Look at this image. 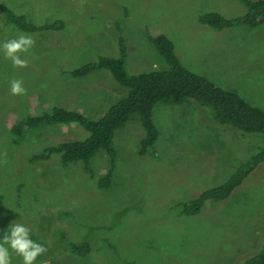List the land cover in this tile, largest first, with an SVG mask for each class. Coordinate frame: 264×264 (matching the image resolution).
Instances as JSON below:
<instances>
[{
	"label": "rangeland",
	"instance_id": "rangeland-1",
	"mask_svg": "<svg viewBox=\"0 0 264 264\" xmlns=\"http://www.w3.org/2000/svg\"><path fill=\"white\" fill-rule=\"evenodd\" d=\"M0 5L36 26L63 23L58 31L29 33L36 44L22 57L26 68H14L0 49V238L13 222L25 224L31 238L48 249L35 264H243L260 251L264 162L227 199L206 202L196 216L179 215L176 205L226 182L264 148V134L220 125L190 99L162 101L152 113L158 137L151 154L139 153L144 131L133 115L114 133L112 181L99 189L81 162L64 166L56 154L31 161L47 145L86 139L83 128H46L22 138L12 128L54 106L98 120L127 90L106 70L82 79L69 73L99 57L119 58L120 40L129 75L165 69L147 39L158 35L172 41L185 69L264 112V24L218 30L199 23L209 12L226 19L244 15L237 0H0ZM0 17V43L23 33ZM13 79L23 81L26 95L10 93ZM90 166L99 179L109 160L98 152ZM66 240L88 242L91 251L73 255ZM11 255L12 264H23Z\"/></svg>",
	"mask_w": 264,
	"mask_h": 264
},
{
	"label": "trees",
	"instance_id": "trees-1",
	"mask_svg": "<svg viewBox=\"0 0 264 264\" xmlns=\"http://www.w3.org/2000/svg\"><path fill=\"white\" fill-rule=\"evenodd\" d=\"M237 1L245 7L244 15L235 19H226L218 13L209 12L199 17V23L218 30L238 25L256 27L264 24V0ZM0 15L6 24L23 33L34 34L58 31L63 28V23L59 21L36 26L28 22L25 15L16 14L13 10L1 5ZM147 39L164 60L165 69H151L129 75L124 68L125 46L120 40L119 58L99 57L96 62L81 66L69 73L74 79H82L96 71L106 70L121 87L127 90L126 95L118 98L98 120H89L79 112L54 106L48 112L28 116L13 126L12 133L17 138L46 128L59 130L72 126H79L88 133L84 140H60L47 145L41 153L32 157L31 161L48 160L56 154L60 155L64 166L81 162L85 171L89 173L90 179L96 180L97 187L106 189L111 184L117 156L113 148L115 131L121 129L133 115H137L144 131L139 153L140 155L151 154L149 151L158 137L157 129L152 121V113L155 106L162 101L180 102L190 99L208 109L213 120L220 125L233 127L244 133L264 134L263 111L248 105L236 94L226 92L204 77L185 69L175 54L172 41L165 35L148 36ZM98 152L107 156L109 167L104 177L95 179L90 161ZM263 162L264 148L250 161L240 166L223 184L202 191L188 202L178 203L176 208L179 210V215L196 216L206 202L217 203L227 199ZM6 233L7 230L2 236ZM66 245L69 252L78 257H84L91 251L89 243L85 241L73 243L66 240ZM243 264H264V244L258 253L248 258Z\"/></svg>",
	"mask_w": 264,
	"mask_h": 264
},
{
	"label": "clouds",
	"instance_id": "clouds-1",
	"mask_svg": "<svg viewBox=\"0 0 264 264\" xmlns=\"http://www.w3.org/2000/svg\"><path fill=\"white\" fill-rule=\"evenodd\" d=\"M34 37L27 33H19L15 38L0 43L6 59L12 62L14 68L28 67V60L22 58L30 55L35 46ZM10 93L13 96L27 94V89L21 79L10 81ZM10 231L0 241V264H12V253L22 258L23 264H35L38 257L45 255L47 247L31 238V229L23 223L13 222Z\"/></svg>",
	"mask_w": 264,
	"mask_h": 264
}]
</instances>
